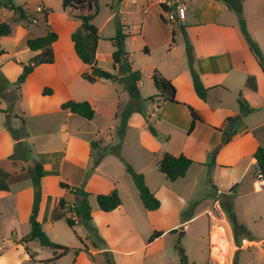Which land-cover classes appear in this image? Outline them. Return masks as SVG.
<instances>
[{"label":"crops","instance_id":"crops-1","mask_svg":"<svg viewBox=\"0 0 264 264\" xmlns=\"http://www.w3.org/2000/svg\"><path fill=\"white\" fill-rule=\"evenodd\" d=\"M175 1L184 4L185 16L182 21L169 24L163 20V11ZM11 2L13 5L21 7L29 23L18 21L15 12L4 8L3 14L6 19L3 20V23L9 25L10 33L7 36H0V62L4 63L12 60L18 65V63H26L39 53L30 51L25 43L28 39L45 35L46 29L42 32L38 26L40 21L44 22L46 28L48 26L51 30L49 27L51 24L49 13L55 6H61V0H11ZM128 2L133 6L129 10H127ZM118 4L119 9L113 7L114 0H109L108 5L112 12L106 17L104 22L99 24V26L91 22L97 29L99 40L101 39L99 33L103 31L108 22L115 19L123 26V31L130 36L131 40H134V31L141 33L148 24H154L156 33L163 35L167 32L171 34L170 37L174 40L172 48L175 49L181 46L189 48L188 56L182 58L178 65L175 59L169 63H162L165 58H160L151 64L152 69L153 71L157 70L162 77L171 82L175 90V101L190 106L199 117L191 133L187 134L191 118L186 107L168 101L164 102L161 97H156L159 94L156 91V94L151 96L156 98L148 101V106L146 107L147 115L150 114V117L153 118L152 120L149 117V122L152 123L156 136L154 137L148 131V133L144 131L147 129L143 118L138 113H132L127 120L124 138L128 128L132 125L131 120H138V126L144 130L140 131L137 144L150 152L154 159V166L156 157H160L164 153L174 157L183 155L192 160L190 168L192 165L199 166L200 174L198 177L208 172V155L217 148L212 158L213 165L210 166L213 170L216 168H230L245 159L246 162L243 166L241 178L252 168L255 172V177H252L250 182H247L252 185L256 181L258 189L264 191V182L258 176L260 174L255 169L257 164L252 158L258 147L264 148V73L248 50L244 37L239 30L238 13H235L218 0H118ZM39 6L45 9V14L36 12ZM119 15L129 17L136 22L140 21L141 24H135L136 26L130 29ZM240 16L245 22L249 36L257 44L264 56V0L241 1ZM31 18L36 21L31 23ZM75 20L77 19L75 18ZM79 24L80 22L77 20V23L68 30L67 38L64 36L62 41L57 36L56 41L51 45L53 62L34 67L21 84L17 94L9 87L0 86V93L5 102H0V179H5L8 186V191H0V219L4 213L11 214L9 225L14 226L15 224L17 226L18 215L15 213L19 209L21 201L24 200L26 206L25 215L28 222L34 191L27 169L34 170L37 156L41 157L39 161L45 172V176L40 179L39 184L41 201H44L46 196L52 199L51 202L54 200L56 209L62 218L64 217L57 208L58 200L62 198L66 203L72 204L77 199L69 192L59 189V182L69 186H81L83 190L90 193L88 201L91 214L97 207L95 196L99 193H107L115 187L121 204L115 210L107 213L110 216V223L119 224L123 229L120 231L128 233L127 230H129L131 234L136 232V228L141 226L149 233L154 230L160 231L162 235L154 240L151 245L158 242L163 235L177 233L199 215H205L208 218L207 213L214 211V204L212 203L211 205V201H209V204H202L200 207L198 205L196 212L192 214L187 222L181 220L180 216L186 204L185 194L188 193L186 188L193 187L192 178L190 179L186 174L177 181L169 182L164 175L158 172L156 166V171H152L148 164H144L141 170L136 171L143 175L148 190L159 201V208L155 211H147L143 208L139 201L140 199L138 200V191L133 181L131 180L130 182L127 177H123L122 183H120L118 176L112 173L107 179H95L93 186L88 188L85 183L82 186V175L79 177L78 173H76L73 178L64 176L66 163L72 165L77 172L85 169L88 159L93 164L92 157H90V140L113 143L112 134L108 132L109 128L107 127L105 132L96 130L97 127L95 126L96 123H93V118L96 114H99L104 121L109 122V127H114L117 124L116 122H118L116 114L124 107L123 104L125 103L122 99L113 100L107 93L105 87L115 82L98 80L94 84H89L81 78V74L87 72L89 67L83 64L76 56L70 40V34L74 31L72 29L76 30ZM137 25H140L139 28H137ZM5 39H9L10 48L3 41ZM99 40L96 46L95 61L96 66L103 70L104 66L100 62V54L98 53ZM110 43V50L106 54L107 61L111 65L113 72H115L114 74L119 75L118 68L112 64L111 54L114 47L111 41ZM142 45L144 55L149 57L150 49L145 39ZM125 46L124 44V50L126 49ZM125 52L128 53L127 50ZM128 56L131 69L136 70L131 64L129 53ZM189 62H191L192 67L198 73L203 86L210 88L206 101L200 100L194 93L188 70ZM140 70L138 71L141 74ZM20 71L21 67L19 66L17 77L21 73ZM138 87H143L141 80ZM44 90L49 92L44 94ZM238 94L254 111L242 118V126L238 128L241 131L237 133V129L236 134L231 137L227 134L228 138L226 139L227 118L238 114ZM8 101L10 102L8 103ZM67 101H85L89 103L94 110L93 118L85 120L76 114L62 110L61 105ZM9 105L12 106L11 110H8ZM152 108H156L155 113L150 111ZM7 118L13 128H18L19 119H22L25 133L27 134L26 140L31 131L37 132L35 135H41L46 139L52 134L53 127H50V124L63 120V125H61L62 127L60 126L63 148L58 152L43 151L37 154L32 152L29 145V160H32L33 163L30 164L31 168L27 167L29 160L24 162L12 156L14 155L16 141L4 126ZM11 118L14 119V122H12ZM76 118H81L87 123L82 124V121ZM179 118L184 120L182 124L179 123ZM73 123H76L77 126H73ZM82 125L84 126L83 128H81ZM179 132L185 133L184 140H179L177 145L173 147V139L179 135ZM143 139L152 146L145 145L144 147ZM26 140L24 138L21 141L25 142ZM223 140H225L224 143H222ZM75 146L81 148L82 151L79 154L75 152ZM107 155L94 167L95 170L106 160ZM106 182H109V184ZM260 185L261 187H259ZM12 186L16 187L15 191H12ZM96 186L98 190H93L92 194L90 191H92V187ZM233 189L234 186L231 183L228 191L232 192ZM215 191L216 195L221 193L219 190ZM262 206L264 208V199ZM38 221L42 228L41 210L38 212ZM50 221L47 223V227L53 229L55 221L52 219ZM163 224L166 225L163 226ZM29 231L30 225L28 222L25 230L13 233L11 247H18L19 249L14 251L21 252L14 264H20L25 261L32 264H46L44 261L51 259L52 255L48 259H35L34 257L40 251L36 242L16 243L27 235ZM1 240L2 238H0V264H2V260L7 254L3 252L5 246ZM56 242L62 246L65 244L60 241ZM241 242L257 245L262 241L254 242L253 240L241 239ZM142 248L143 246L138 249L117 250L109 248L108 250L114 252V254L129 257L140 252ZM100 251L104 250H97V253ZM87 252L89 253L90 251L87 250ZM61 258L47 264H56ZM120 263L115 262L114 264Z\"/></svg>","mask_w":264,"mask_h":264},{"label":"rangeland","instance_id":"rangeland-1","mask_svg":"<svg viewBox=\"0 0 264 264\" xmlns=\"http://www.w3.org/2000/svg\"><path fill=\"white\" fill-rule=\"evenodd\" d=\"M108 2L109 0H99L97 13L94 16L92 23L99 26V24L104 22L106 17L112 12ZM113 7L119 9L118 0H114ZM131 8H133V6L128 2L127 10ZM50 12L51 24L49 27L62 41L64 36L67 38L68 30L77 23V20L73 17L71 10L65 12L60 5L52 8ZM119 17H121L122 21L126 26L130 27V29L135 27V24H141L140 21L136 22L129 17H122V15H119ZM4 19H6L5 16ZM38 26L42 32L48 28V26L46 28L42 21L39 22ZM118 26L119 21L117 19L112 20L111 22H108L103 31L99 33L101 37L98 48L100 62L104 66L103 70L112 74L115 72H113L111 65L107 61L108 58L106 57V54L110 50V40L115 37ZM139 26L137 25V28H139ZM124 34L126 35V32H124ZM133 34L135 35L134 40H131L128 35L124 39V44L126 45L125 50H127L131 56L130 59L133 68L136 70L141 69V82L143 87H138L137 100L129 97L124 82L122 81L111 83L110 86L105 88L107 89L109 97L113 100H124V107L126 105L133 107L138 106L146 111V107L148 106L147 99L153 94H156V90L150 81V76L153 72L151 64L160 58H165L162 63H169L171 60L175 59L178 65L182 58L188 56L189 48H183V46L175 49L172 48L174 46V40L170 37L171 34L167 32L163 35L156 33L154 30V24H148L141 33L134 31ZM144 39L148 42V48L150 49L149 57H146L142 51ZM3 41L10 48L11 43L9 39ZM18 70L19 66L12 60H8L4 63L0 62V86L11 88L15 94H17V91L20 88L16 87ZM134 101L135 103H133ZM0 102L5 103L1 93ZM9 102L10 101H8V103ZM8 107V110H11L12 106L9 105ZM150 111L155 113L156 108H152ZM148 117H150V114H148ZM150 118L153 120L152 117ZM11 119L12 122H14V119ZM76 119L82 121V124L87 123L81 118ZM93 121L94 124L96 123V130L105 132L107 127L109 128L108 132H111L113 137L112 144L116 145L120 143V155L135 172L141 170V167L144 164H148V167L151 168L152 171H156L153 156L148 150L137 144L139 133L141 130H144L138 126V120H131L132 125L128 128L126 137L124 138L123 135L121 139L115 134V128L117 127L118 122H116L117 124H115L114 127H109V122L104 121L103 117L99 114L94 116ZM183 122L184 120L179 118V123L182 124ZM18 124L20 125L19 122ZM61 125H63V120L50 124V127H53L52 134L46 139L41 135H35L37 132L31 131L27 140L25 138V147L30 145L32 152L37 154L43 151H60L64 146L61 139ZM73 126H77V124L73 123ZM241 126L242 119L241 122L235 126V129L237 130ZM83 127L84 126L82 125L81 128ZM77 128L82 130L80 127ZM144 131L147 132L148 130ZM240 131L241 129H238L237 133ZM184 136V132H179V135L175 136L173 139V147L177 145L179 140L183 141ZM143 143L144 145H142L144 147L145 145L152 146L150 143H147L145 139H143ZM74 150L78 154L82 151L79 146H75ZM212 153L213 152L211 151L208 155V164H210L211 159L213 158ZM14 157L15 156H13V158ZM245 162L246 160L243 159L230 168H216L215 170L209 166L208 172L203 173L201 177H198L200 174L199 166L192 165L191 168L189 167L190 169L188 168L189 171L187 170L188 173H186V175H188L190 179L192 178L193 187L186 188L188 193L185 194L186 204L180 216L181 220L185 221L190 218L192 214L196 212V207L198 205L200 207L202 204H209V201H211V205L212 203L214 204V211H209L207 213L208 218H206L205 215L197 216L177 233L163 235L158 242H155L152 245L151 243L147 244V240L152 231H150V233L149 231H145L143 226L136 228V232L132 234L129 230H127L128 233L126 231H120L123 229L119 224L110 223V216L107 214L110 212H102L97 209V207L91 214V221L88 226L78 224L73 228H69L66 225L64 218H62L57 211L54 200L51 202L52 199L47 198V196L44 201H41L40 198L39 212L41 210L43 231L52 242H64V246L71 249L70 252L63 256L56 264H114L115 262H121L120 264H178L179 249L183 251L189 262L196 264H232V259L236 252L238 264H264V208L262 206L264 191L258 189L256 181L252 185L249 183L250 179L255 177V172L252 168L241 178ZM64 171V176L68 178H73L76 173H78L79 177L82 175V186L85 183L88 188L93 186V181L95 179H107L112 173L115 174V176H118V181H120V183H122L121 180L123 177H127L130 182L132 180V177L125 171L124 164L120 162L114 154H108L106 160L96 170L94 169L91 160L88 159V163L84 170L77 172L72 165L66 163ZM106 183L109 184V182ZM231 183L234 186L233 193L228 191V187ZM35 187L36 186H32L34 194L38 192L35 191ZM11 188L12 191L16 190L15 186H12ZM91 190L92 191L90 192L93 194V190H98V187H92ZM215 190H219L221 193L216 195ZM110 191L111 189L107 193ZM225 204L228 206V209L224 207ZM15 214L18 215L16 220V223H18L17 226L15 224L14 226L9 225L11 214L4 213L0 219V238H2V244L5 246L3 252L7 253L2 260V264H14L15 260L18 259L21 254V252L14 251L18 250V247H11V240L13 233L22 232L28 225L27 217L25 215L26 206L24 200L21 201V205ZM229 218H233L235 224L242 225L243 228L238 231L240 239L245 238L246 240H253L254 242L261 240L262 242L257 245L244 244L239 239V247H236L233 241V233ZM50 219L55 221L53 229L47 227V223L51 222ZM165 225L166 224H163V226ZM36 245L39 247L40 251L37 256L34 257L35 259H48L51 257L52 253L49 249L41 248L38 244ZM141 246H143V248L140 252L130 255L129 257L121 256L116 253L114 254V252L108 250L109 248L117 250L138 249ZM85 249L90 252L88 253ZM97 250L104 251L97 253ZM20 264L32 263L25 261Z\"/></svg>","mask_w":264,"mask_h":264},{"label":"trees","instance_id":"trees-1","mask_svg":"<svg viewBox=\"0 0 264 264\" xmlns=\"http://www.w3.org/2000/svg\"><path fill=\"white\" fill-rule=\"evenodd\" d=\"M98 2L99 0H61L62 9L64 11L71 10V12L73 13V17H75L80 22V27H78L70 34V40L73 44L76 56L83 64L89 67V70L87 72L81 74V78L89 84H94L98 80H107L111 82L122 81L124 82L125 89L128 92L129 97L131 99L137 100V85L141 80V74L138 70L131 69L128 53H126L124 50V39L128 35H125L123 33L122 25L119 24L115 37L110 40L114 47V50L111 54L112 64L114 67L118 68L119 75L104 71L96 66L95 52L99 36L97 34L96 27L91 22L95 14L97 13ZM0 5L5 9H9L15 12L17 14L18 21H23L26 24L29 23V20L21 7L13 5L11 0H0ZM238 17L239 30L244 37L248 50L253 55L260 69L264 73V56L257 44L249 36L245 27V22L240 14H238ZM82 27L85 30H83ZM9 33V25L0 23V36H7ZM56 39V33L47 28L45 35L31 38L26 41V47L30 51L39 53L30 58L26 63H18V65L21 67V73L16 80L17 88H19L20 85L25 81L26 77L32 72L34 67L40 64H51L53 62L51 45L56 41ZM188 70L195 95L200 100L206 101L210 88H205L203 86L200 77L192 67L191 62H189L188 64ZM150 79L154 89L159 93L156 97H161L164 102L168 101L186 107L191 118L189 127L187 129V134H190L193 130L195 122L199 120V117L197 116L194 109L190 106H186L175 101V90L173 85L169 80L162 77L161 74L157 72V70H154L152 72ZM48 92V90H44V94H47ZM156 97H150L147 100L151 101ZM237 105L238 114L234 117L227 118V127L225 129V133L230 137L236 134L235 126L241 122V119L254 111L253 108L249 107L247 102L241 97L240 94L237 95ZM61 109L66 110L72 114H76L85 120H91L94 115V110L92 109L90 104L85 101H67L61 105ZM132 113H138L141 117L144 118L146 129L152 136L155 137L156 131L148 121L149 117L146 111L138 106L133 107L130 105H126L118 112V114H116L118 118V125L115 128L116 136L119 139L123 137L127 126V120ZM19 120L20 125L18 128L11 127L8 118L6 119L4 126L9 131L12 138L16 141L14 155L12 156H15L17 159L25 162L30 159V150L28 147H25L26 145L21 141L27 137V134L25 133L22 119L20 118ZM119 148L120 143L112 145L101 140H90L89 149L90 157H92L93 160V166L96 167L106 154H114L118 158V160L124 164L125 171L132 177L133 184L138 191V196L143 208L147 211L157 210L160 205L159 201L148 190L147 186L145 185L143 175L141 173L135 172L132 167L124 161V159L120 155ZM216 151L217 148L213 150V156ZM39 158L41 157L37 156V160H35V168L33 171H31L29 168L27 169L28 177L31 180L33 186H39L40 179L45 176V172L43 170L42 164L39 161ZM252 158L255 160L258 166L261 180L264 182V148L258 147L253 153ZM191 164L192 160L183 155L174 157L167 153H164L160 157H156L155 160V166L158 172L164 175L166 180H168L169 182H174L177 179L183 178ZM212 165L213 159L211 160L210 164H208V167ZM58 188L69 192L77 199L76 202L72 204L66 203L62 198H60L57 202V208L60 210L62 216L64 217L66 225L69 228H73L78 224L88 226L91 221V208L88 201L90 193L83 190L81 186H69L63 182L58 183ZM0 191H8L7 183L3 178L0 179ZM95 201L98 209L102 212H111L121 204L119 195L115 188L107 194L96 195ZM39 205L40 193L38 191L34 194L30 214L28 217L30 231L16 243L22 244L33 241L36 242L40 247L49 249L52 253V257L48 261H44V263H53L59 258L65 256L68 252H70L71 249L52 242L42 230L41 224L38 221ZM224 207L228 209V206L226 204L224 205ZM189 219L190 218L186 219L185 221ZM229 220L233 233V241L236 247H239L240 236L238 231L243 227L242 225L235 224L233 218H229ZM161 235L162 233L160 231L154 230L149 236L147 244L152 243ZM178 264L196 263L189 262L183 251L179 249ZM232 264H238L237 252L234 254Z\"/></svg>","mask_w":264,"mask_h":264},{"label":"built area","instance_id":"built-area-1","mask_svg":"<svg viewBox=\"0 0 264 264\" xmlns=\"http://www.w3.org/2000/svg\"><path fill=\"white\" fill-rule=\"evenodd\" d=\"M4 11L5 9L0 6V20H4ZM37 13L45 14V9L41 6L37 7ZM185 16V7L184 4L180 3L179 1H175L171 6H168L166 10L163 11V20L166 23L173 24L179 21H182ZM36 20L31 18L30 22L34 23ZM3 23V21H0ZM260 177V175H258ZM261 187V185L259 186ZM1 244V243H0ZM1 249V245H0Z\"/></svg>","mask_w":264,"mask_h":264},{"label":"water","instance_id":"water-1","mask_svg":"<svg viewBox=\"0 0 264 264\" xmlns=\"http://www.w3.org/2000/svg\"><path fill=\"white\" fill-rule=\"evenodd\" d=\"M218 1H221L222 3L227 5L235 13L240 14V12H241V0H218ZM82 29L85 30L83 27H82ZM133 103H135V101ZM225 138L227 139L228 135L227 136L225 135ZM225 140H223L222 143H224ZM32 163H33V161L29 160V163H28L27 167H30V164H32ZM255 169L259 173L258 166H256ZM35 189H36L35 191H39V186H36Z\"/></svg>","mask_w":264,"mask_h":264}]
</instances>
